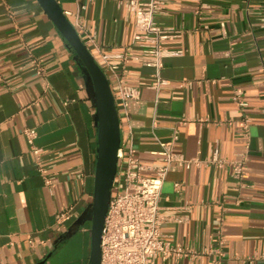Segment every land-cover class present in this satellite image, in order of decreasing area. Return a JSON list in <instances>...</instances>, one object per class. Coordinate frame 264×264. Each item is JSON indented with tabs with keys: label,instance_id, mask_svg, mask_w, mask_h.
<instances>
[{
	"label": "crops",
	"instance_id": "1",
	"mask_svg": "<svg viewBox=\"0 0 264 264\" xmlns=\"http://www.w3.org/2000/svg\"><path fill=\"white\" fill-rule=\"evenodd\" d=\"M55 1L94 34L87 48L140 175L154 176L170 142L190 162L166 173L158 199L161 236L188 253L152 264H264V0H166L153 21L178 34L159 43L157 71L134 59L143 42L113 0ZM117 79L135 93L125 106ZM95 133L91 85L64 40L35 0H0V264H63L73 248L71 264H87L88 223L63 236L91 202Z\"/></svg>",
	"mask_w": 264,
	"mask_h": 264
},
{
	"label": "built area",
	"instance_id": "2",
	"mask_svg": "<svg viewBox=\"0 0 264 264\" xmlns=\"http://www.w3.org/2000/svg\"><path fill=\"white\" fill-rule=\"evenodd\" d=\"M113 1L133 17L132 39L143 42L141 55L134 59L141 60L145 67L157 71L161 67L160 60L163 53L159 43L178 34L171 28L158 27L153 21L154 17L162 12L166 0ZM71 26L87 50L88 46L95 48L94 34L91 30L85 28L77 18H74ZM102 60L105 62V57H102ZM105 67L110 72L115 70V67L106 63ZM117 81L119 96L125 106L128 100L134 99L135 93L124 86L120 79ZM237 104L243 106L239 102ZM248 124L249 121L244 119L242 125L244 134ZM21 133L34 158L35 168L41 173L39 159L41 150L33 145L35 131L27 128ZM172 143L162 146L159 153L163 166L156 170L152 178H144L140 175L141 167L132 150L130 148L124 150L119 141L116 171L100 232L99 264H152L156 256L180 257L188 253L164 241L159 232L158 199L165 175L174 167L187 169L190 165V162L172 153ZM210 162L222 165V162L214 156ZM231 166L233 176L239 182V188H244L240 181L243 174L242 163L237 162ZM68 218V210L60 212L56 219V227H60Z\"/></svg>",
	"mask_w": 264,
	"mask_h": 264
},
{
	"label": "water",
	"instance_id": "3",
	"mask_svg": "<svg viewBox=\"0 0 264 264\" xmlns=\"http://www.w3.org/2000/svg\"><path fill=\"white\" fill-rule=\"evenodd\" d=\"M55 30L84 70L92 89L95 125V164L92 177L91 202L63 236L67 238L85 222L89 225L87 264H99L100 232L110 195L119 147V122L108 81L77 33L63 15L55 0H35Z\"/></svg>",
	"mask_w": 264,
	"mask_h": 264
},
{
	"label": "rangeland",
	"instance_id": "4",
	"mask_svg": "<svg viewBox=\"0 0 264 264\" xmlns=\"http://www.w3.org/2000/svg\"><path fill=\"white\" fill-rule=\"evenodd\" d=\"M76 251V248H75V250H74V248H73V250H72V252L69 254V256H65L63 259H62V261H63V264H71V262H70V260L72 259V256H73V254H74V252Z\"/></svg>",
	"mask_w": 264,
	"mask_h": 264
},
{
	"label": "flooded vegetation",
	"instance_id": "5",
	"mask_svg": "<svg viewBox=\"0 0 264 264\" xmlns=\"http://www.w3.org/2000/svg\"><path fill=\"white\" fill-rule=\"evenodd\" d=\"M85 223H86V222H85ZM85 223H84V224H85Z\"/></svg>",
	"mask_w": 264,
	"mask_h": 264
}]
</instances>
